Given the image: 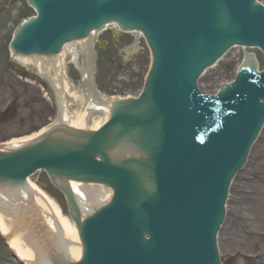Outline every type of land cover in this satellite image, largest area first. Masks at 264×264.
<instances>
[{
    "label": "water",
    "instance_id": "water-1",
    "mask_svg": "<svg viewBox=\"0 0 264 264\" xmlns=\"http://www.w3.org/2000/svg\"><path fill=\"white\" fill-rule=\"evenodd\" d=\"M32 3L39 17L18 33L16 51L58 53L118 21L145 32L154 64L142 96L117 108L86 145L41 144L2 157L0 179L22 181L45 169L114 189L112 203L82 227L78 264H221L216 237L229 187L264 124V72L243 69L218 97L203 96L197 80L234 45L264 52V8L255 0ZM123 137L134 138L149 160L112 164L106 149Z\"/></svg>",
    "mask_w": 264,
    "mask_h": 264
},
{
    "label": "rangeland",
    "instance_id": "rangeland-1",
    "mask_svg": "<svg viewBox=\"0 0 264 264\" xmlns=\"http://www.w3.org/2000/svg\"><path fill=\"white\" fill-rule=\"evenodd\" d=\"M1 7L6 9L0 13V144L38 132L42 127L51 124L59 112L54 90L46 82L40 80L36 83L31 78H21L10 71L20 69L26 73L37 72L32 64L21 66L13 61L9 49L19 26L35 16L34 10L27 0H0ZM100 38V43L104 45L102 49L96 48L99 61L95 68V83L97 79L102 97L138 96L143 90L152 64V54L147 43L143 38L140 39L139 52L129 61L122 58V52L133 42L131 36L119 35L114 26H109ZM246 52L253 53L258 59L259 67L264 68L263 56L258 50H233L200 78V90L204 94L215 95L221 86L230 83L242 66ZM80 81V77H73L74 92L76 91L73 98L82 107L85 94ZM102 119V115L96 114L92 121ZM263 150L264 127L250 151L246 166L230 187L225 222L217 238L222 264H264V260H257L253 253V235L246 230L243 221L238 223L241 220L239 218L244 217L246 220L258 213L250 199L245 197V193L252 186V178L257 177L258 162ZM30 180L59 205L64 216L71 219L70 202L54 189L50 177L44 171L37 172ZM258 238L259 247H264V231ZM17 262L19 260L10 250L7 239L0 233V264H18Z\"/></svg>",
    "mask_w": 264,
    "mask_h": 264
},
{
    "label": "bare ground",
    "instance_id": "bare-ground-1",
    "mask_svg": "<svg viewBox=\"0 0 264 264\" xmlns=\"http://www.w3.org/2000/svg\"><path fill=\"white\" fill-rule=\"evenodd\" d=\"M85 41L81 40L79 44ZM13 55V59L21 65L33 64L41 68L53 83L60 105L59 118L53 128L58 129L60 133L49 134L48 129H44L31 136L12 139L0 146V158L23 149L48 144L53 140L69 144L79 143L84 146L87 143L88 135L97 132L107 123L116 105L123 101L117 98L100 99L89 82L88 89L86 88L85 91L86 104L81 109L74 100L76 94L74 88L66 82L56 84L50 76L51 73L58 74L63 71L64 52L53 57L25 56L15 52ZM248 61H251L253 66L254 58L252 56L246 57L245 63ZM93 63L94 57L90 54L83 73L90 76V80L94 74ZM66 95L71 101L73 100L74 104L67 102ZM96 114L102 115L103 119L97 122L92 121ZM56 129L54 130L56 131ZM62 129H65L63 133H61ZM80 136L84 138H80ZM114 136H116L115 133ZM78 138L83 139V142H80ZM133 148L134 144L124 141L123 144L119 143L107 154L112 161L119 160L128 157ZM129 159L141 160V156L133 153V157L131 156ZM258 164L255 182H252V186L247 190L245 196L250 199L251 205L258 213L246 218L247 221L244 220V217L239 218L241 220L238 223L243 221L246 230L251 236L253 235L252 243L255 246L253 253L256 254L257 260L263 261L264 247H259L258 236L264 231V150ZM59 182L64 191L69 192L71 197L75 196L79 207L78 210L76 207L72 208L75 216L79 211L86 214L88 210H91V207L97 208L105 205L113 194L112 189L99 183H81L65 179H60ZM84 219V216H79L73 221L74 223L71 222L64 216L56 203L29 180L22 186H14L13 183L6 180L0 181V233L7 239L10 250L19 260L18 264H69L81 261L84 255V245L81 240Z\"/></svg>",
    "mask_w": 264,
    "mask_h": 264
},
{
    "label": "flooded vegetation",
    "instance_id": "flooded-vegetation-1",
    "mask_svg": "<svg viewBox=\"0 0 264 264\" xmlns=\"http://www.w3.org/2000/svg\"><path fill=\"white\" fill-rule=\"evenodd\" d=\"M264 3V0H261Z\"/></svg>",
    "mask_w": 264,
    "mask_h": 264
}]
</instances>
